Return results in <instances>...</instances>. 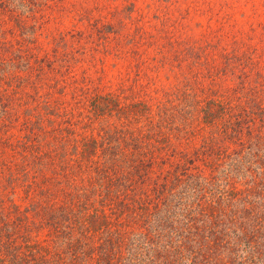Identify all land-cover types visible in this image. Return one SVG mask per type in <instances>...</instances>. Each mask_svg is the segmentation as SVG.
<instances>
[{
  "label": "rangeland",
  "instance_id": "rangeland-1",
  "mask_svg": "<svg viewBox=\"0 0 264 264\" xmlns=\"http://www.w3.org/2000/svg\"><path fill=\"white\" fill-rule=\"evenodd\" d=\"M29 64L33 67H28ZM16 74L31 79L44 76L48 83L60 80L51 92V100L54 105L68 109L70 133L62 130L66 123L58 117L52 124L56 131L47 133L52 146L60 145L63 135L74 139V143L78 140L80 150L92 138L112 150L118 143L124 146L130 142L135 119L127 118L125 110L118 112L113 101L112 113L92 105L93 98L100 102L109 93L119 97L122 104L148 101L156 112L158 106H164L165 92L170 91L172 104L188 114L197 100L204 104L205 100L225 95L241 103L240 108H247L248 117L257 119L256 112L264 104V0H0V78L12 80ZM0 90L8 100L7 97L17 99L24 93H33L35 87L30 83L23 90L0 83ZM1 109L0 106V136L13 135L14 141H24L31 128L28 131L25 127L27 115L23 106L11 115ZM47 125L45 122L44 127L48 128ZM201 144L198 141V156L185 144L175 145L176 153L170 155L164 169H174L170 162H182L188 169L197 166L192 171L208 177L210 185L205 187L208 193L228 189L232 193L229 197L237 201L235 209L243 208L244 201L250 199L258 203L255 206L259 210V192L263 187L257 183L247 185L245 180L237 185L225 181L223 166L227 165L221 164L218 155L203 152ZM223 145L222 141L216 142L218 148ZM188 158L192 163L185 161ZM234 158L239 159L240 155ZM0 161L12 168L21 167L18 155L1 145ZM241 164L237 163V167ZM50 173L51 169L45 167L36 172V179H44ZM209 174H216L218 179ZM73 178L72 182L84 183L78 173ZM4 179L0 176V194ZM176 183L171 175L166 194L187 186ZM66 184L69 181L64 179L59 183ZM26 189L20 180L16 192L8 196L22 206L29 205L26 201L34 199L26 198ZM51 190L53 195H41L46 210L38 207L39 212H30V218L15 228L13 238L18 244L36 242L42 246V252L44 247L55 257L62 255L67 260L79 254L83 257L81 264H94L91 255L100 253V245H107L108 238L112 237L111 246H121L126 257L130 249L126 238L154 233L150 210L146 207L133 210V203L127 200L129 207L119 205L117 211L124 227L116 229L112 219V236L102 234V229L92 235L81 225L84 215L92 212L90 205L84 203L74 207L66 217L58 214L54 217L48 211L52 204L60 205L63 197L57 196L56 188ZM165 195L152 202L163 201ZM188 199V203L194 201L192 196ZM145 205L148 207V202ZM117 207L114 206L115 211ZM134 213L143 216H133ZM149 250L147 255L153 252L152 247ZM188 250L184 253L186 259L193 256ZM171 257L175 258V254ZM259 264H264L263 255Z\"/></svg>",
  "mask_w": 264,
  "mask_h": 264
},
{
  "label": "trees",
  "instance_id": "trees-1",
  "mask_svg": "<svg viewBox=\"0 0 264 264\" xmlns=\"http://www.w3.org/2000/svg\"><path fill=\"white\" fill-rule=\"evenodd\" d=\"M38 77L31 79L16 74L12 80L0 78L1 84L15 85L23 90L30 83L35 87L33 93H24L17 99L7 97L6 100L4 93L0 94L1 112L11 115L23 106L27 115L25 127L28 131L31 128L24 141H14L13 135L0 136V145L4 149L9 148L21 160L20 168H12L0 161V176L5 178L3 193L0 194V264H81L83 257L79 254H73L68 258L70 260H65L62 255H51L44 247L42 252V246L36 242L18 244L13 238L15 228L30 218V212H39L40 208L46 210L41 195H53V187L57 189V196L63 198L60 205L52 204L53 208L48 212L54 217L56 214L66 217L74 207L84 203L90 205L92 212L84 215L81 225L87 227L92 235L102 229V234L112 236V219L116 229L124 227L117 214L119 205L129 207L131 201L133 210L144 207L150 210L147 213L154 233L143 232L130 240L126 238L127 245L130 241L129 255L126 257L121 246H111L112 237L108 238V246L101 244L100 253L91 255L94 264H143L144 261L145 264L261 262L262 255L264 257V104H260L256 119L248 117L247 108H240L242 104L237 103L235 98L222 95L205 100L204 104L197 100L188 114L172 104L173 93L166 91L164 106H158L155 112L148 101L133 100L122 104L119 97L109 93L101 97L100 102L93 98L92 105L103 112L112 113L113 101L118 112L125 110L127 118L135 119V122L130 120L134 123V128L130 130V133L133 132L130 142L124 146L118 143L112 150L111 146L104 148L103 143L99 144L96 138H92L80 150L78 140L75 139L77 142L74 143V139L65 138L64 135L60 145H51L47 133L56 131L52 124L61 117L66 123L62 130L70 133L71 119L66 107L56 106L51 100V92L60 80L52 79L48 83L44 76ZM13 79L18 82L14 84ZM143 118L145 123L142 124ZM45 122L51 128H45ZM198 141L202 142L203 152L218 155L221 164L227 165L223 166L226 169L225 181L237 185L240 180H245L247 185L257 183L263 187L259 192V210L255 206L258 203L250 199L244 201L243 208L235 209L237 201L229 197L232 193L228 189L218 188L208 193L205 189L210 185L208 177L192 171L197 166L188 169L182 162H170L169 165L174 169H164L163 165L167 164L170 155L176 153L175 145L185 144L191 148L190 152L197 155ZM217 141H222L224 145L216 147ZM236 155H240V158H234ZM191 160L185 159L189 163H192ZM237 163L241 167H237ZM45 167L51 169V173L38 181L36 172ZM75 173L82 176L83 184L72 182ZM171 175L176 184L187 185L184 190H171L166 194ZM209 175L218 179L216 174ZM63 179L69 184L59 185ZM20 180L27 187L26 198L34 199L26 201L29 205L22 206L8 196V193L13 195L16 192ZM201 192L205 194L200 195ZM153 194L155 196L152 199ZM163 195V201L152 202ZM191 196L194 201L188 203ZM92 197L93 200L89 202ZM112 201L114 206H118L116 211ZM96 202L99 204L96 205ZM108 209L112 212L108 213ZM113 214L117 218H112ZM137 215L143 216L140 213L133 214ZM242 246L246 249H242ZM116 247H120V250ZM151 247L153 252L147 255ZM188 248L193 256L186 259L184 253ZM158 250L160 252L156 253ZM245 251L247 254H243ZM172 254H175V258L171 257ZM36 259L40 261L35 262Z\"/></svg>",
  "mask_w": 264,
  "mask_h": 264
}]
</instances>
